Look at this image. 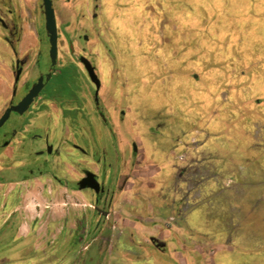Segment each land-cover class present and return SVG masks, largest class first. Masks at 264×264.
<instances>
[{
  "label": "rangeland",
  "instance_id": "1",
  "mask_svg": "<svg viewBox=\"0 0 264 264\" xmlns=\"http://www.w3.org/2000/svg\"><path fill=\"white\" fill-rule=\"evenodd\" d=\"M97 3V19L90 22L92 0H53L59 35L58 66L75 63L80 67L77 55L84 47L83 55L97 67L104 81L139 83L137 93L144 97L141 118L148 119L155 129L158 126L152 138L157 150L165 146L167 151L166 158L163 156L167 164L158 180L171 178L174 167L185 168L189 158H195L199 165L190 168L188 181L180 188L186 192L189 185L206 180L196 190L198 216L194 221L197 218L198 231L201 234L203 229L205 239L234 245L227 264H264V0ZM25 4V45L35 49L38 44L30 34V21L43 30L40 0H25ZM42 34L40 46L46 56L48 45ZM83 34L89 40L80 44L77 36ZM69 41L75 46L74 54L69 52ZM44 66L41 58L37 69ZM30 76L28 67L23 79ZM81 81L85 79L81 77ZM49 110L48 119L53 117L55 121L51 106ZM109 129L101 132L107 152L115 144ZM124 134L128 137L126 131ZM183 156V161L175 160ZM229 172L231 183L217 184ZM0 175L6 180L3 171ZM170 182L162 192L170 201L177 200L174 191L180 188L175 189ZM9 191L10 185L0 186V205ZM19 200L17 197L16 203L0 210V220L15 204V214L21 216ZM7 237L0 235V258H20L22 250L16 249L13 254L7 251ZM193 238L199 239L197 234Z\"/></svg>",
  "mask_w": 264,
  "mask_h": 264
},
{
  "label": "crops",
  "instance_id": "2",
  "mask_svg": "<svg viewBox=\"0 0 264 264\" xmlns=\"http://www.w3.org/2000/svg\"><path fill=\"white\" fill-rule=\"evenodd\" d=\"M127 85L131 88L126 89ZM113 90L109 101L115 100L116 105L123 101L127 110L122 118L114 117L115 144L108 153L117 160L106 168V173L112 176L109 185L108 180L104 184L113 193L105 221L96 225L93 198L88 189L74 188L71 183L67 188L44 176L22 182L19 209L23 213L15 234L22 242L12 250H22V256L5 258L7 264H227L234 245L205 239L203 229L201 234L198 231L197 218L194 221L198 214L195 200L199 199L196 190L206 180L189 185L186 192L180 188L188 181L190 168L199 163L189 158L185 168L174 167L171 178L165 176L158 180L167 164L163 157L166 158L167 151L165 146L157 150L152 138L158 126L155 129L148 119L141 118L139 110L144 105V97L137 93L139 83L117 81ZM122 126L124 131L120 130ZM63 151L77 165L63 181H78L82 177L80 167L98 173L99 166L89 156L68 148ZM156 153L160 157L155 160ZM62 159L66 160L64 154ZM180 159L175 160L183 161L184 156ZM229 175L230 172L221 183L217 180V184L229 185ZM168 182L175 189L180 188L174 191L177 200L170 201L167 193L162 192ZM6 199L4 193L3 202ZM195 233L197 240L193 238ZM208 233L216 231L208 230Z\"/></svg>",
  "mask_w": 264,
  "mask_h": 264
},
{
  "label": "flooded vegetation",
  "instance_id": "3",
  "mask_svg": "<svg viewBox=\"0 0 264 264\" xmlns=\"http://www.w3.org/2000/svg\"><path fill=\"white\" fill-rule=\"evenodd\" d=\"M69 1L65 0L66 3ZM92 2L94 11L91 13L90 22L97 19L95 11L98 9V0H92ZM52 5L54 6L53 0ZM39 11L43 30L36 28L34 22L30 21L32 25L30 34L38 45L35 49H27L25 31L28 28V16L25 0H0V118L10 105L15 106L21 101L40 77H43L44 83L42 90L22 114L10 112L0 126V171L7 175H5L6 180L0 175V186H11V191L6 193V202H2L0 210L9 206L13 201L16 203V198H20V191L19 194L17 192L21 190V183L33 178L44 176L67 188H70L69 183L74 188L79 187V181L90 172L86 168L80 167L82 177L78 181H63L71 176L73 167L77 166L74 159L68 157V154L63 151L64 148H68L82 156H89L93 163L99 166L97 174L90 173L99 184L98 193L92 189L84 188L92 194V211L96 217L97 225L105 221L113 193L109 186L104 184V181L108 180L109 185L110 176H112L111 173H106V168L117 160V157H112L107 152L101 132L103 128L109 127L110 137H113L115 141L112 133L114 117L122 118L127 107L123 101L119 102V105H116L113 99L109 101L114 92V83L104 84L105 81L97 67L83 55L84 47L79 50L77 55L80 67L75 63L58 66V31L56 62L54 67H51L41 0ZM55 13L54 9V15H56ZM55 22L56 29H58L56 16ZM42 32L46 36L48 45L46 56L40 46L43 40ZM77 39L80 44L89 40L86 34L77 36ZM68 49L71 54L75 53L73 42L69 41ZM32 53L34 54L32 55ZM81 57L86 59L93 68L99 80L98 89L89 80L87 72L80 62ZM41 58L44 59L45 66L38 70ZM28 67L31 76L30 79L24 80V74ZM67 69L73 73V99L49 98L48 93L57 89L55 80ZM48 73H51V76L45 83L44 78ZM81 77L85 81L82 82ZM50 106L53 110L52 113L56 114L55 121H53V117L48 119V114L51 113ZM94 147L97 148L96 151H94ZM63 154L66 158L65 161L62 159ZM67 160L69 163L66 162ZM65 162L67 165L64 164ZM16 208L17 204L11 206L9 213L7 214L5 211L4 219L0 220V235L8 234L6 241L10 243L7 250L10 254L13 252V248H17L22 242V238L15 237L21 223V216L15 214ZM5 258L8 257L0 258V264H7Z\"/></svg>",
  "mask_w": 264,
  "mask_h": 264
},
{
  "label": "water",
  "instance_id": "4",
  "mask_svg": "<svg viewBox=\"0 0 264 264\" xmlns=\"http://www.w3.org/2000/svg\"><path fill=\"white\" fill-rule=\"evenodd\" d=\"M41 1H42V8L44 15V30L47 34L48 43H49L50 64L51 67H54L57 56V46H56L57 29H56L54 9L52 6V0H41ZM80 62L82 63L85 71L87 72L89 80L92 82L95 88L98 89L99 80L95 75L90 63L82 57L80 58ZM50 76L51 73L45 75L44 78L45 83L48 82ZM43 87H44L43 77H40L39 80L30 88L27 94L21 99V101L17 105L15 106L10 105L8 107V109L5 111L3 116L0 118V126L4 122V120H6L10 112L22 114L31 104L34 98L39 94V92L42 90ZM79 187L81 189L84 188L92 189L95 193H98L99 191V184L95 180L94 176L90 173L86 174V176L79 181Z\"/></svg>",
  "mask_w": 264,
  "mask_h": 264
},
{
  "label": "trees",
  "instance_id": "5",
  "mask_svg": "<svg viewBox=\"0 0 264 264\" xmlns=\"http://www.w3.org/2000/svg\"><path fill=\"white\" fill-rule=\"evenodd\" d=\"M73 73L71 70H64L62 75H59L55 80V91H50L48 97L55 99H73L74 88H73Z\"/></svg>",
  "mask_w": 264,
  "mask_h": 264
}]
</instances>
